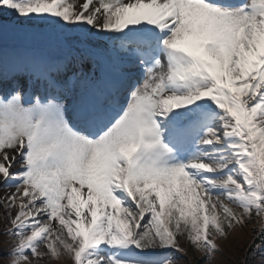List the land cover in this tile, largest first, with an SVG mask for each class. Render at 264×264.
Instances as JSON below:
<instances>
[{
  "label": "snow or ice",
  "instance_id": "6c2138e0",
  "mask_svg": "<svg viewBox=\"0 0 264 264\" xmlns=\"http://www.w3.org/2000/svg\"><path fill=\"white\" fill-rule=\"evenodd\" d=\"M0 185L9 264H249L264 0H0Z\"/></svg>",
  "mask_w": 264,
  "mask_h": 264
},
{
  "label": "rangeland",
  "instance_id": "374dc122",
  "mask_svg": "<svg viewBox=\"0 0 264 264\" xmlns=\"http://www.w3.org/2000/svg\"><path fill=\"white\" fill-rule=\"evenodd\" d=\"M4 226H10V224H7L4 214H3V209L0 208V231L2 230V227ZM243 229V228H242ZM241 229L240 228H236L234 231H232L231 233H229V237L227 239H224L223 241H220V244L223 245L224 247L222 248V256H226L228 255V253L230 252H234L235 254L236 249L238 248V245H245V241L241 236ZM8 238L7 235H4L3 232H0V249H6L9 250L12 246V241L9 240L8 244L6 242H3L4 239ZM244 240V241H243ZM243 241V242H242ZM240 249V248H239ZM192 251H189L188 255H190L192 257V259H189L190 264H198V260H195V257L192 254ZM193 253L196 255V252L193 251ZM238 256V255H237ZM239 258H243L241 256H238ZM223 258H221V255L217 256L215 258L214 264H231L229 260L224 261L222 260ZM51 263H55V264H61L60 262H54V260L50 261ZM49 263V261H47V264ZM50 264V263H49ZM68 264V262L66 263Z\"/></svg>",
  "mask_w": 264,
  "mask_h": 264
}]
</instances>
